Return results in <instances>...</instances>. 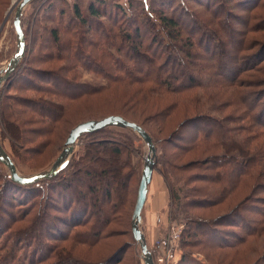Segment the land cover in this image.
I'll use <instances>...</instances> for the list:
<instances>
[{"label":"rangeland","instance_id":"rangeland-1","mask_svg":"<svg viewBox=\"0 0 264 264\" xmlns=\"http://www.w3.org/2000/svg\"><path fill=\"white\" fill-rule=\"evenodd\" d=\"M20 1L0 0V74L6 69L9 60L17 50V38L13 28V20L16 7ZM240 1L242 0H203V3L199 5L194 0H32L24 8L21 16V26L25 36L26 47L18 66H20L19 72L22 71L21 67L26 69L20 72L18 77L13 78L11 80L13 83L8 85L7 89L4 90L0 110V124L2 122V125L6 126L9 130V132H1L2 128H0V144L14 162L18 173L21 176L28 177L49 170L60 154L70 131L78 124L87 121H99L108 116L125 117V120L133 122L142 128L144 127L154 137L156 142V145L153 143L155 156L152 178L148 186L147 197L139 225L146 245L152 254L154 264L155 258L157 257L158 259L160 257V254L154 248L155 240L159 236L168 234L170 228L173 226L182 227V236V231L186 227V222L179 213V218L172 219L171 214L174 204H172L173 201L169 195V187H173L174 190L182 187L183 191L187 189L188 193H191L184 199H182L183 192L181 193L180 191L179 195L181 201L187 205L188 212H191L195 218L208 221L219 220L223 216L235 213V211L239 212L238 218L235 219L239 226L237 227L233 222H229L228 220L224 221V224L216 227L215 240L212 242H204L203 240L210 241V236L203 237L199 235L196 239L187 241L188 243L191 242V247H181L182 237H180V251L174 264H253L257 260L256 264H264V169L257 172L253 180L243 179V182L247 183L248 186L234 187L230 195V197L232 196L231 199L229 197L225 200L221 198L216 202L210 203L212 205L204 206V208H197L196 204L193 203L190 205L193 201L204 203L212 199L211 196H203L198 193L200 191L196 190L203 192L208 190L214 196L219 195V191L221 190V187L217 183H210L208 179L216 174L212 166L214 161L211 157L218 154L219 151L210 149V146L203 145L204 148L197 146L199 141L197 129L203 127L204 122L186 123L189 119L187 117L192 116L195 111L197 112L196 116H201L200 118H212L221 125L225 131L226 139L230 140L233 145L232 149L236 147L240 150L259 152V156L264 155V127L261 122L256 123L253 121L247 105L245 106L244 104V101H247V104H257L255 109L257 113L264 106V60L256 64L255 59L252 58L262 48V45L264 46V31L259 30V22L254 19L255 16H261L263 19L261 21L264 24V0H261V6L256 4L254 7L240 4ZM185 4L190 7V13H194L198 17L199 27L201 25L210 26L211 32L214 35V43H210L209 46L211 47L208 53L213 54L214 57L224 56V59L227 61L229 59V63L225 61V71L222 68L217 70L214 66V64H217V61L204 50L207 45L206 41L201 39L200 45H197L195 42H197L200 35L189 33L188 27L190 26L189 28H191L192 23L186 22L181 17L179 18L182 19V23L187 24L181 25V37L179 39L173 38L171 41L185 55V52L189 51L187 40H191L193 44L192 58L187 57L186 60L194 65L196 69L200 70L199 74L202 82H205L210 77L211 80L207 82L208 84L211 85L219 81L223 87L181 96L151 92L147 86H139L137 84L112 86L110 90L103 93L83 96L75 102L65 103L67 115L64 121L56 123L52 130L41 124L45 122L39 121V116L37 112H34V108L13 100L14 96H17L20 100L25 99L27 101L35 97L28 89L22 93L14 90L17 86H21V84H24L28 88V84L39 86L40 82L35 76L38 71L57 72L74 84H87L95 87L106 85L107 82L101 75L84 70L73 58H68L69 61L67 62L53 59L52 33L49 32L50 29L54 28L58 30V38L62 42L60 46L62 47L61 54H67V48H71V46L73 47V45L77 44L76 34L72 36L70 33L64 34L65 32H73L78 29V27L73 28V26L67 25L69 19L74 22L76 21L73 11L74 5L80 7L82 15L89 23L90 32L89 34L87 33L86 37L90 39L93 35L92 32H96L97 23H102L108 31L117 32L119 35L125 34L126 30H133L132 24L134 22L141 26L140 38L135 37L134 39L136 44L141 45L140 53L144 54L146 59L137 61L138 59L135 58V61L139 68L143 71L144 68H147V71L151 73L152 70L148 68L147 61L154 60L151 63L153 68L160 67L162 64L159 62V58L161 56L164 58L167 54L163 50L166 45H161L158 41L151 42V27L146 22H143V19L151 17L149 19H153L154 24L159 25L155 12L164 10L165 13L169 14L173 10H176V14H183L184 18H186ZM213 4L217 7V13H214L213 9L208 8L209 5L213 7ZM90 5L99 9L101 14H103V17L99 18L97 22L88 13L87 8ZM51 18H54L56 22L57 20L61 21L55 24L51 21ZM44 26L46 27L43 42L42 39H39V35L43 32L42 27ZM82 29L88 32L86 27ZM73 41L76 42L71 44ZM42 42L44 46L41 49V54L37 56L38 46ZM69 42L70 44H68ZM165 43L168 44L167 41ZM117 45L122 50L121 52H118L116 48H110L109 50L120 58L119 64L128 68L134 67L128 61L129 59H133L134 48L130 45L133 51H127L126 49L129 48V44L127 47L120 41H117ZM241 45H243V49L240 51L239 47ZM124 49L126 50L125 53ZM85 52H90L94 56L97 54L92 49H87ZM180 55L182 58L184 57L181 53ZM71 57H73L72 52ZM236 57L239 58L238 65L241 63L240 67L245 71L244 73L238 71L235 73L236 75L230 76L235 70L234 68L242 69L236 65V59L233 60ZM172 59L175 60L176 55H172ZM251 66L254 70H251ZM73 67L75 68L73 69ZM231 77L235 79V83L234 81L233 83L228 81ZM26 81L29 82L25 84ZM5 83L2 84V87ZM10 100L14 101L15 105ZM9 104L14 106L20 105L17 107L20 113L19 120H16L18 114L15 112V109L7 107V113L3 110V107ZM15 124H17V127H15ZM104 132H106V137L100 135L85 139L84 141L80 140L81 136L75 144L73 156L75 153L79 156L83 151L89 154V156H102L104 152L107 153L105 151L107 147L96 146L99 142L106 139V141L111 142L121 141L127 143L128 137L125 133L132 131L116 127H106ZM135 136L136 138L133 137L128 146L125 147V151L128 149V153L123 158V162L126 161L128 164L127 168L121 171L123 175H118L120 180H126L124 173L131 171L134 174L129 178L127 206L124 208V213L119 215L116 224L109 227V234L112 236L95 248L89 249L90 251L88 249L87 251L83 250L85 247L71 241L64 244L58 242L61 248H66L67 251L80 255V257L74 256L75 258L79 257V259L96 264L110 253L119 251L123 246H129L125 254L119 255L118 253L117 258H123L120 264H135V262L136 264H144L139 246L132 241L129 227L131 225L130 218L136 201L144 158L149 151L147 144L138 135L135 134ZM12 141L16 144L14 145ZM118 145L121 146V144ZM205 156L207 160L202 159ZM115 158L117 159V157ZM115 158L114 160H116ZM238 158L243 159V157H237L236 159ZM200 160H202L201 163ZM190 162H195L198 165L188 167L189 165L187 164ZM169 164L176 166L180 172L171 170L168 167ZM114 165H116L115 161H112L108 164V168L110 169ZM91 170L99 172L100 169L94 165ZM164 173L166 177L163 176ZM0 176L9 178L8 170L1 163ZM177 177H181L183 180L188 178L192 183H187L184 186L183 183L180 184L178 182ZM110 178L118 181L115 177L110 176ZM165 178H167L169 186H167ZM106 180H108L107 177H96L92 183L99 182L100 184L98 185L103 188ZM193 180L195 181L193 182ZM235 181V179L231 180L230 189L235 184ZM121 183L122 181H120ZM39 184H42V182L32 185L33 187H37V189H29L24 193L23 191L18 192L20 202L15 204L16 209H19V205H22L23 208H28L39 203V187L42 188L41 202L48 200L49 197L55 198L54 194L50 195L48 183ZM116 184L119 186L118 183ZM121 187L120 193H118L119 197L124 192L121 190ZM192 189H195V191ZM252 190L253 192L250 194ZM80 191L83 190L80 189ZM163 195L165 197L162 199ZM15 196L17 198V194ZM176 201L179 202L178 200ZM98 205H100L99 201ZM180 209L184 210L183 206H180ZM103 215L104 213L101 217ZM55 216L60 219L57 221V227H61L62 230L64 228L62 220H66L67 215H65L59 203ZM103 217L99 222L102 221ZM51 225L52 222L46 219L42 225L44 232L47 230L53 231ZM21 226H25V223L15 225V229ZM252 227L256 229L261 228L259 230L261 234L258 233L253 239L247 237ZM191 228L192 226H190ZM241 238H248L243 246H237L236 248L229 247L231 243H236V240H240ZM219 240L221 243L225 242L228 246L219 247L216 244ZM183 257L185 259L182 260ZM53 262L49 261L46 264H52Z\"/></svg>","mask_w":264,"mask_h":264},{"label":"trees","instance_id":"trees-1","mask_svg":"<svg viewBox=\"0 0 264 264\" xmlns=\"http://www.w3.org/2000/svg\"><path fill=\"white\" fill-rule=\"evenodd\" d=\"M194 2L201 5L203 0H194ZM261 2V0H242L240 1V4H247L254 7L256 4L261 6ZM185 5L186 18H184L183 14H176V10H173V12H170V14L165 13L164 10L155 12L156 20L159 25H155L154 20L149 19L151 17H146L143 19V22H146L151 27V42L158 41V43L161 45H166L164 46L163 50L167 54L164 56V58L163 56L159 58V62L162 64L160 67L153 68L151 63L154 60L147 61L148 68L152 70L151 73L147 71V68H144L143 71L141 68H139L137 62L135 61V58L138 59L137 61H140V59H146V57H144L145 55L140 53L141 45L136 44L134 39L135 37H139L141 35V26L134 22V24H132L134 27L133 30H126L125 34L119 35L117 32L113 33L112 31H108L102 25V23H97V28L95 29L96 32H92L93 35L91 36V40L90 38L86 37L90 32L89 23L82 15L80 7H78V5H74L73 11L76 21L74 22L73 20L69 19L67 25H71L73 28L78 27V29L74 30L73 32H65L64 34L70 33L71 36L76 34L77 44L73 45V47L71 46V48L68 47L67 54H61L60 52L62 47L60 46L62 45V42L58 38V30L54 28L50 29L49 32L52 33L51 44L53 59L67 62L69 61L68 58H73L84 70L91 71L96 75H101L102 78L106 80V85L103 87H95L87 84H74L73 82H69L68 78L59 75L57 72L50 73L37 70L38 72H36L35 76L40 82L39 86L36 84H28V88L24 84H21V86H17V88L14 90L16 92L22 93L28 89L35 95V97L27 101L25 99L20 100L17 98V96H14L13 100L24 105L27 104L34 108V112H37V115L39 116V121L45 122L41 124H44L46 127L52 130L55 127V124L60 122L62 123L67 115L65 103L75 102L83 96L95 95L101 92L103 93L110 90L112 86L118 87L123 85L130 86L137 84L139 86H147L151 92L161 93L164 95L181 96L191 93L196 94L199 91L202 92L206 91L207 89H219L223 87L219 81L218 83H213L211 85L208 84L207 82L211 80L210 77H208L205 82H202V78L199 74L200 70H198V68L196 69L194 65L190 64L189 61L186 60L187 57L190 59L192 58L193 44L191 40H187L189 51L185 52V55L184 52L180 48L177 49V47H175L171 41L173 38L179 39L181 37V25L187 24L182 23L181 20L184 19L186 22L188 21L192 23L191 28H189L190 26L188 27V32L194 35H200L199 39L195 43L200 45L199 43L201 39L206 41L207 45L204 48L205 52L208 53L211 47L209 46L210 43H214V35L211 32L210 26L201 25L199 27L198 17L194 13L191 14L189 10L190 7L187 6V4ZM208 8L213 9V12L217 13V7L215 4H213V7L209 5ZM87 10L89 15L92 17V19H95L96 22L99 21V18L103 17V14H101L99 9L95 8L93 5L88 6ZM254 19L259 22V30L264 31V24L261 21L263 20L261 16H255ZM51 21L56 24L61 20H57L56 22L54 18H51ZM45 27L46 26L42 27L43 32L40 34L41 36L39 35V39H42V41L45 37ZM83 27H86L88 32H85V30L82 29ZM76 41H73L71 44H74ZM117 41L124 43V45L127 47L129 44V48L126 49L127 51H133L131 50L130 45L132 48H134L132 54L133 59L128 60L134 67L128 68L122 64H119L120 58L115 56L114 53L109 50L110 48H116L118 52L122 51L117 45ZM165 41H167L168 44H166ZM43 42L38 46L37 56L38 54H41V49L44 46ZM68 44H70V42ZM242 47L243 45L239 47L240 51L243 49ZM263 47L264 46L262 45V48L252 56V58L255 59L256 64H259L264 60ZM87 49H92L95 51L97 53L96 56L90 52H85ZM126 50L124 49V53ZM70 51L72 52L73 57H71ZM180 53L184 55L183 58ZM208 54L215 61H217V64H214L217 70L222 68L225 71L224 64H226L225 61L227 60L224 59V56L214 57L213 54ZM172 55H176L175 60L172 59ZM234 59H236V65L239 68H242L240 67L241 63L238 65L239 58L236 57L233 58V60ZM227 62L229 63V59ZM19 67L20 66L16 67L14 73L10 75L7 82L4 84L5 88H3V86L0 90V110L1 103L3 101V94L5 92L4 90L7 89L8 85L13 83L11 82L13 78L18 77L19 73L26 69L21 67L22 71L19 72ZM74 68L75 67H73V69ZM234 69L235 70L230 76L236 75L235 73L238 71L241 73H244L245 71L243 68ZM251 70H254L252 66ZM228 81L231 83H233V81L234 83L236 82L232 77ZM27 82L29 81H26L25 84ZM14 101L11 102L15 105ZM244 104L245 106L247 105L253 121L256 123L261 122L262 126L264 127V106L257 113L255 112L257 104H247V101H244ZM14 105H5L3 110L7 113V107H10L13 110L15 109V112L18 114L16 120H19L20 113L17 107L20 105ZM196 114L197 112L195 111L192 116L187 117L189 119L186 123L193 122L194 124L200 121L204 122V126L200 127V129H197L199 132V141L197 146H210V149L219 151L218 154L211 157V159L214 161L212 166L215 169L216 174L213 177L208 178L210 183H217L219 187H221L219 195L214 196L213 193H210L208 190L205 192L196 190L200 191L198 193L203 196H211L212 199L207 200V202L204 200V203H198L197 201L190 203V205H192V203L196 204L195 206L197 208H204V206L212 205L210 203L216 202L221 198H224L225 200L229 197V199H231L232 196L230 197V195L234 187L248 186L247 183L243 182V179L253 180V177L256 176L257 172L264 169V155L259 156V152L240 150L236 147L232 149L231 147L233 145L231 141L226 139L224 133L225 131L216 120L212 118L210 119L209 117L200 118L201 116H196ZM15 127H17V124H15ZM0 128H2L1 132H9L7 127L2 125V122L0 124ZM105 130L106 128L98 132L85 134L80 140L84 141L85 139L100 135L102 137H106V132H104ZM147 133L151 137L153 143L156 145L154 137L148 131ZM125 134H127L128 137L127 143L121 141L111 142L106 141V139L105 141L99 142L96 146L107 147L105 148L107 153L104 152L102 156H89V154H87L85 151H83L79 156L77 153H75L67 167L63 169V171L56 178L50 181L42 182V184H49L50 195L54 194L55 198L49 197L48 200L41 202L42 188L39 187V203L30 206L31 209L30 207L23 208L22 205H19V209H16L15 204L20 202L18 199V192L23 191L24 193L26 190L37 189V187L29 186V188L20 186L11 182L8 177L0 176V264H46L49 261H54L52 264H94L86 260L79 259V254H74L71 251H67L66 248H61L58 244H64L65 242L71 241L82 247H85L83 250L87 251V249L89 250L95 248L112 236L109 234V227L113 224H116L118 222L116 220L118 219L119 215L124 213V208L127 206L129 178L131 175H134L131 171H128L127 173H124V175H126V180H120V178H118L119 174L123 175L121 171L127 168L128 165L126 161L123 162V158L128 153V149L125 151V147L128 146V143L131 142L133 137L136 138L135 134L132 132ZM12 143L14 145L16 144L14 141H12ZM118 144H121V146ZM115 157H117V159ZM237 157H243V159H236ZM114 158L116 160H114ZM202 159L207 160V157L205 156ZM197 160L195 161L197 162ZM112 161H115L116 165L109 169L108 164ZM201 161L202 160H200V163ZM197 163L190 162L187 165H189L188 167L197 166ZM94 165L100 169L99 172L91 170ZM168 167L171 170L173 169L177 172H180L173 164H169ZM110 176L117 178L119 182L112 180ZM163 176L166 177L165 173ZM96 177L108 178L103 188L98 185L100 184L99 182L94 184L92 183ZM233 179L236 181L230 189L229 185ZM120 181H122L121 184ZM194 181L195 180H193V182ZM165 182L167 183V186H169L167 178H165ZM178 182L180 184L183 183V185L186 186L187 183L191 182V180L188 178L183 180L180 177L178 178ZM116 183H118L119 186ZM120 187L121 190L124 191L121 197L118 196V193H120ZM80 189L83 191H80ZM168 190L173 201L172 204H174V209L171 214L172 219L175 220L176 218H179V215H182L186 222V227L182 231V239L180 243L181 247H191V242L188 243L187 241L196 239V237L199 235L203 237H211L210 241H206L202 238L204 242L214 241L216 227L224 224V221L226 220L233 222L237 227L239 226L238 222L235 220L238 218V211H235V213H232L229 216H223L219 220L208 221L195 218L191 212H188L186 208L187 205L181 201V197L179 195L180 191L181 193L183 192L182 199H184L185 197L187 198V196L191 193H188L187 189L183 191L182 187L178 190H174L173 187H169ZM192 190L195 191V189ZM252 192L253 190L250 192V194ZM15 194H17V198ZM98 201L100 202V205H98ZM58 203L63 208L65 215H67V219L62 220V226L65 228V230H63L64 228L61 230V227H57V221L60 220L55 216V213H57L58 209ZM180 206H183L184 210L180 209ZM103 213L105 217H103V215L102 221L99 222ZM5 219L6 221L8 220L7 223ZM46 219L52 222L51 229L53 231L47 230L44 232V227L42 225ZM23 223H25V226L15 229V225ZM190 226H192L193 230L192 228L190 229ZM129 229L132 241L136 243L132 235L131 225ZM259 230H261V228L256 229L255 227H252L248 232L247 237L253 239L258 235V233H260ZM247 239L248 238H241L240 240H236L237 242L231 243L232 245L230 244L229 247L236 248L237 246H243V244L247 242ZM220 240L216 242L219 247H223L225 245L228 246L225 244V242L221 243ZM128 249L129 246H123V248L119 251H115L116 254L114 252L110 253L96 264H120L122 263L123 258H117L118 253L119 255H123ZM74 256L79 257L75 258ZM183 259H185V257H183L182 260ZM257 261L253 262V264H256Z\"/></svg>","mask_w":264,"mask_h":264},{"label":"water","instance_id":"water-1","mask_svg":"<svg viewBox=\"0 0 264 264\" xmlns=\"http://www.w3.org/2000/svg\"><path fill=\"white\" fill-rule=\"evenodd\" d=\"M30 2H32V0H21L18 3V6L16 7L15 16L13 20V28L17 38V50L14 53L13 57L9 60L6 69L0 74V89L2 87V84L5 83L10 77V75L14 72L25 53L26 43L21 26V16L24 8ZM106 127H116L130 130L136 135H138L147 144L149 152L144 158V164L137 190L136 201L131 216V230L133 238L140 248L141 258L143 259L144 264H154L152 254L146 245L144 235L139 225L141 222L142 210L147 197L148 186L152 178L155 148L151 137L141 126L133 122L127 121L120 116H108L99 121H87L78 124L75 128L70 131L60 154L57 156L50 169L32 176L24 177L18 173L14 162L6 154L1 144L0 163L8 170L10 181L17 185L32 186L43 181H50L55 178L67 166L73 156L75 144L81 136L98 132Z\"/></svg>","mask_w":264,"mask_h":264},{"label":"built area","instance_id":"built-area-1","mask_svg":"<svg viewBox=\"0 0 264 264\" xmlns=\"http://www.w3.org/2000/svg\"><path fill=\"white\" fill-rule=\"evenodd\" d=\"M182 227L173 226L168 234L155 240L154 248L160 257L155 258V264H174L179 253V241Z\"/></svg>","mask_w":264,"mask_h":264},{"label":"crops","instance_id":"crops-1","mask_svg":"<svg viewBox=\"0 0 264 264\" xmlns=\"http://www.w3.org/2000/svg\"><path fill=\"white\" fill-rule=\"evenodd\" d=\"M164 197H165V196L163 195V196H162V199H163ZM144 205H145V204H144Z\"/></svg>","mask_w":264,"mask_h":264}]
</instances>
